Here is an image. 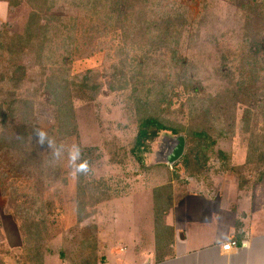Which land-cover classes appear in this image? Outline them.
I'll return each instance as SVG.
<instances>
[{
  "label": "rangeland",
  "instance_id": "1",
  "mask_svg": "<svg viewBox=\"0 0 264 264\" xmlns=\"http://www.w3.org/2000/svg\"><path fill=\"white\" fill-rule=\"evenodd\" d=\"M34 9L26 0H0V28L22 31ZM53 12L50 59L40 65L38 51L26 50L22 84L14 95L3 92L7 100L19 97L29 121L20 126L33 137L55 124L52 88L68 83L59 93L71 100L74 123L65 129L59 165L44 177L37 171L26 177L12 148L0 143V264L131 263V247L155 251L156 187L172 183L177 195L212 187L225 167L253 177L263 170L264 0H96L83 8L59 1ZM146 115L178 133L160 130L135 155ZM15 124L17 118L10 136L19 133ZM192 131H204L208 147ZM179 134L186 161L175 163L171 182L165 163H151ZM74 145L88 162L86 174L74 172L68 156ZM18 206L41 209L20 219L39 221L35 237L20 230Z\"/></svg>",
  "mask_w": 264,
  "mask_h": 264
},
{
  "label": "crops",
  "instance_id": "2",
  "mask_svg": "<svg viewBox=\"0 0 264 264\" xmlns=\"http://www.w3.org/2000/svg\"><path fill=\"white\" fill-rule=\"evenodd\" d=\"M174 165L166 164L171 182ZM224 170L212 187L201 185L199 191L176 195L172 183L165 188L163 225L170 235L159 245L155 236L154 253L131 247L133 261L127 264H264V168L256 177L233 166ZM233 239L238 246L224 251L222 245Z\"/></svg>",
  "mask_w": 264,
  "mask_h": 264
},
{
  "label": "trees",
  "instance_id": "3",
  "mask_svg": "<svg viewBox=\"0 0 264 264\" xmlns=\"http://www.w3.org/2000/svg\"><path fill=\"white\" fill-rule=\"evenodd\" d=\"M59 1H64V4L69 3L73 7L79 8L87 7L96 2V0H26L27 3L35 8V11L30 13L23 30L19 32H11V30L6 28H0V143L4 142L6 144L2 146H7L13 149H10V152L14 156L16 155L18 158L15 165L16 168H20L21 170L25 169L26 177L29 178L31 177L33 171H37L40 177H44L50 168L52 169L54 165L58 164L59 160L53 159L52 150L48 148L47 145H39L35 139V136L32 137V132L30 133L26 127L22 128V126H20L26 124L28 125L29 121H26L27 113L22 114V112L19 111L20 105L16 104V102L20 103V100L18 99L19 97L15 95L11 100H7L3 91L4 89H8L7 91H12L13 93H11L14 95V92L17 91L22 84L21 82L26 72L20 60L22 55L26 53V50L30 52L38 51L37 58L40 60L37 63L40 65L42 63L41 60L46 61L50 59L49 54L46 52V43L49 41L48 33L54 25V19L56 18V16H54L53 9L59 4ZM113 1L115 3L123 2L126 5L127 0ZM143 1L144 3H147L150 0ZM167 5L170 7V4ZM169 13L170 12H166V14ZM67 84L68 83L61 82L57 85L54 84L52 88V90L56 91L55 94L52 95L55 96V100L53 102L56 104V122L52 127L45 131L49 138L52 139L57 146L61 144L63 137L67 134H65L66 127L74 123L73 118H71L72 116H70V105L72 104L71 100L69 97L66 98L69 100L63 99L59 93L65 89H69ZM94 87L96 88L97 86H93V88ZM69 95H71V93H69ZM16 118L18 119L19 124L18 127L17 124H15L14 128L15 131L18 129L19 133L14 135V131H11L12 136H10L7 129L9 126L14 125V119ZM139 120L138 131L132 147V152L135 155H138V152L140 153L145 149L148 150L149 143L155 139L160 130L169 129L175 134L178 133L177 129L166 124L163 119L155 115H146ZM190 135L195 138L199 137L201 141H204V143L199 144L201 147L204 144L206 147H208V137L204 131H192ZM185 155L186 153L184 156ZM206 155V152H204L203 156L207 159ZM248 157H250V155H248ZM185 161L186 156L183 157L182 162ZM248 162H250L249 159ZM29 172H31V174H28ZM167 187H169V185H160L154 190V219L156 226V240L158 245L163 244L165 237L170 235V228L163 225V217L165 211L167 210L168 202L161 204L162 200L168 201L169 199V193L167 191L164 192L165 188L168 189ZM90 198H92L91 193ZM93 202L92 200H87L86 204ZM40 210L41 209H38L37 206L33 208H21L20 206L17 207L15 217L19 221L20 230L24 232L25 237L28 236V233L30 234V237H35L38 233H40L38 225L39 221L31 220V225L25 222V225H23L20 219H26L27 217H32L36 214L42 215L43 213ZM81 211L82 210H80V214ZM89 215L90 212H86V215H80L79 218H87Z\"/></svg>",
  "mask_w": 264,
  "mask_h": 264
},
{
  "label": "clouds",
  "instance_id": "4",
  "mask_svg": "<svg viewBox=\"0 0 264 264\" xmlns=\"http://www.w3.org/2000/svg\"><path fill=\"white\" fill-rule=\"evenodd\" d=\"M34 136L39 145H47L48 148L52 150L53 159L58 160L62 157L64 150L63 145L57 146L55 142L49 138L48 134L45 131L37 129L35 130ZM68 156L70 161L74 165L75 173L86 174L89 171L88 162L86 160H82L81 150L78 146H72V148L68 152ZM78 161L79 163H77Z\"/></svg>",
  "mask_w": 264,
  "mask_h": 264
},
{
  "label": "water",
  "instance_id": "5",
  "mask_svg": "<svg viewBox=\"0 0 264 264\" xmlns=\"http://www.w3.org/2000/svg\"><path fill=\"white\" fill-rule=\"evenodd\" d=\"M186 148V138L184 135L179 134L175 136L173 143L168 147L166 155L162 160L154 161L153 164L157 162H163L167 165H174L177 161H179L184 153Z\"/></svg>",
  "mask_w": 264,
  "mask_h": 264
},
{
  "label": "built area",
  "instance_id": "6",
  "mask_svg": "<svg viewBox=\"0 0 264 264\" xmlns=\"http://www.w3.org/2000/svg\"><path fill=\"white\" fill-rule=\"evenodd\" d=\"M238 246V241L237 240H230L228 242H225L222 245V249L226 252L232 251L234 248Z\"/></svg>",
  "mask_w": 264,
  "mask_h": 264
}]
</instances>
